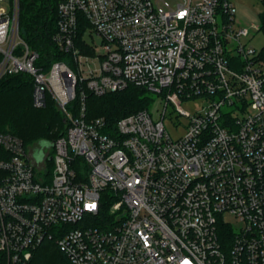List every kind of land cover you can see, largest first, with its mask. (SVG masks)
<instances>
[{
    "label": "built area",
    "instance_id": "built-area-1",
    "mask_svg": "<svg viewBox=\"0 0 264 264\" xmlns=\"http://www.w3.org/2000/svg\"><path fill=\"white\" fill-rule=\"evenodd\" d=\"M2 1L0 81L29 74L34 106L49 94L69 126L40 163L0 132V264H31L45 242L65 264H264V45L244 42L255 35L231 0H58L54 41L72 65L46 72L19 36L18 0ZM129 85L157 110L112 131L86 117L88 92ZM173 98L200 108L174 120Z\"/></svg>",
    "mask_w": 264,
    "mask_h": 264
},
{
    "label": "trees",
    "instance_id": "trees-1",
    "mask_svg": "<svg viewBox=\"0 0 264 264\" xmlns=\"http://www.w3.org/2000/svg\"><path fill=\"white\" fill-rule=\"evenodd\" d=\"M13 5L14 0H9ZM58 0H18L19 36L31 50L38 54L36 65L48 71L55 62H67L68 52L61 50L54 41L58 31ZM89 24L83 18L79 24L77 45L85 53L92 54L85 46L83 35ZM34 82L29 74L6 76L0 81V132L12 133L29 146L46 142L49 146L64 135L69 121L57 107L55 100L46 95V105L37 108L33 104ZM7 99L6 104L4 99ZM152 95L144 88L129 85L123 90L95 96L88 92L85 100L86 117L104 118L112 131L117 122L132 113L147 109ZM79 98L69 106L78 114ZM50 169L52 164H49ZM31 264H65L67 258L53 242L40 246ZM59 252V254H58Z\"/></svg>",
    "mask_w": 264,
    "mask_h": 264
},
{
    "label": "rangeland",
    "instance_id": "rangeland-1",
    "mask_svg": "<svg viewBox=\"0 0 264 264\" xmlns=\"http://www.w3.org/2000/svg\"><path fill=\"white\" fill-rule=\"evenodd\" d=\"M231 2L236 7V23L239 24L241 27H250V37L252 35H255V38L253 40H249L250 38H244V42L247 43L248 46L254 47L257 50L260 49L264 45V32L256 31L254 26L258 27L261 26V24L263 23L264 4L260 0H231ZM1 8L6 12H11L13 10V5L9 0H3L1 3ZM94 39L97 46H99L96 52L98 54L103 53V49L102 47H100L101 44L99 39H97L96 37H94ZM71 65L72 62H70V66ZM3 101L6 104L7 99L5 98ZM157 101V98L152 97L148 108L153 111H156L158 108L156 106ZM172 103L174 109L168 108V115H170L171 118H173L174 120L175 117L179 114V112L184 111L187 115H191L200 108V104L194 101L181 102L178 99L173 98ZM168 115L165 121V126L168 132H170V134L172 135V137L176 139L183 132V128L176 130L172 126L171 122L168 120ZM180 122L185 126L187 120L184 118H180ZM26 149L28 153H34V159L38 163L42 162L44 155L48 152V150H51L50 146L46 142H36L34 144L26 146ZM228 219L232 220L231 217H228Z\"/></svg>",
    "mask_w": 264,
    "mask_h": 264
}]
</instances>
